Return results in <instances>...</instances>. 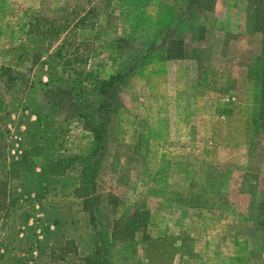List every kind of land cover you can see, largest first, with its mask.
Masks as SVG:
<instances>
[{
  "label": "rangeland",
  "instance_id": "obj_1",
  "mask_svg": "<svg viewBox=\"0 0 264 264\" xmlns=\"http://www.w3.org/2000/svg\"><path fill=\"white\" fill-rule=\"evenodd\" d=\"M13 68L37 87L68 79L92 89L126 76L88 210L71 211L77 201L63 199L60 183L40 211L13 206L23 179L11 172L13 114L24 97ZM0 75L6 263L32 262L35 235L45 240L59 213L80 257L91 253L82 233L93 224L110 244L109 264H264V0H0ZM37 97L31 105L50 113ZM50 115L66 127L54 150L86 155L92 135L66 110ZM49 246L36 264H49Z\"/></svg>",
  "mask_w": 264,
  "mask_h": 264
},
{
  "label": "trees",
  "instance_id": "obj_2",
  "mask_svg": "<svg viewBox=\"0 0 264 264\" xmlns=\"http://www.w3.org/2000/svg\"><path fill=\"white\" fill-rule=\"evenodd\" d=\"M39 60L40 57L36 62ZM7 72H11V69L2 68L3 75ZM22 77V75H16L13 68V89L18 88ZM49 77H51L50 73ZM125 77L123 74L113 75L107 80L99 81V84L92 89L77 84L76 80L73 83L68 79L63 83L61 81H47L46 83L40 81V86L37 87L36 82L26 80V77L24 80L22 79L21 87L24 97L20 101V107H17V111H15L16 115L13 114V117L17 116L13 125L19 134V141H17V157H13L11 165L13 173L11 174L13 177L23 179L19 183L17 191H14L13 206L26 201L32 206L34 204V208L38 207V211H40V207L44 206L43 200H45L46 207V195L54 188L55 184L60 183L63 199L71 198L73 201H77V203L70 204L71 211H75L73 208H77L78 211H81L82 208L84 210L90 208L94 202L92 198L96 190V178L100 171V157L103 156L109 140L108 127L113 111L114 94ZM36 96L38 99H44H40L42 106L48 107L50 113L44 114L43 111L35 109L31 105V101ZM18 110H21V113ZM60 110H66L69 116L67 121L77 119L92 135V143L86 155H73L64 151H59L60 154H58L54 150L56 145L62 146L65 143L66 127H60L50 115L51 113L56 114ZM22 126L25 127L24 130L21 129ZM40 138H43L44 145L38 143ZM39 161H42L41 171L37 173L36 166ZM77 170H79V174L73 176V172H77ZM44 212L47 214V209ZM59 216L60 214L57 213V217L53 220L47 219L45 240H41L40 236L35 235L30 250L26 252H32V256L36 253V258L34 257L32 262L26 256H16L15 260L12 257L10 262L6 263L8 261L5 258L6 253H2L0 245V264H36L42 259L40 256L45 254L49 245L47 252L49 264H109L110 244L97 234L95 225H86L87 233H82L84 236L91 237L93 247L91 253L80 257L77 240L74 237H68V229L62 227L66 223L63 224ZM92 219L94 218L92 217ZM25 220V225H29V216ZM36 221L39 222V219ZM69 223L76 231L78 219H72ZM29 229L35 230L33 227ZM22 234L24 237V232ZM81 237L84 238L83 236L78 238ZM51 238L64 241L54 245L49 242ZM6 247L5 250L9 251V246L6 245ZM77 257H79L78 261H76Z\"/></svg>",
  "mask_w": 264,
  "mask_h": 264
}]
</instances>
